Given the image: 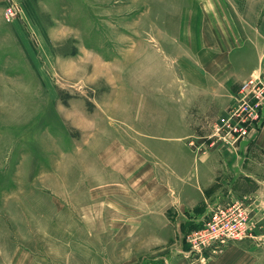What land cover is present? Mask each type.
Returning a JSON list of instances; mask_svg holds the SVG:
<instances>
[{
    "label": "rangeland",
    "instance_id": "obj_1",
    "mask_svg": "<svg viewBox=\"0 0 264 264\" xmlns=\"http://www.w3.org/2000/svg\"><path fill=\"white\" fill-rule=\"evenodd\" d=\"M5 1L0 264H9L15 249L17 264H110L103 263L110 246L118 264H128L129 249L142 251L146 239L107 231L129 223L110 206L108 187L128 179L118 182L128 196L122 206L141 211L143 201L186 179L206 189L197 178L214 182L221 166L205 167L225 161L224 175L235 181L218 178L212 186L249 198L252 236L234 239L241 230L233 227L217 246L203 244L194 254L186 236L198 227L190 228L183 255L201 263L251 240L264 256V185L251 196L254 187L239 181L246 178L240 143L214 131L242 83L261 72L250 85L264 92V0ZM206 38L217 47L202 44Z\"/></svg>",
    "mask_w": 264,
    "mask_h": 264
},
{
    "label": "crops",
    "instance_id": "obj_2",
    "mask_svg": "<svg viewBox=\"0 0 264 264\" xmlns=\"http://www.w3.org/2000/svg\"><path fill=\"white\" fill-rule=\"evenodd\" d=\"M12 1L17 2V0ZM5 5L6 1L0 0V8H3ZM208 41L211 42L208 43ZM203 42L202 44L204 45L208 44V46L213 47L214 45L215 48L217 47L212 42V39L206 38L203 39ZM195 46H197V44H195ZM239 151V156L244 161L242 165L239 161H236V163L239 162L238 166H242L241 169H244L246 178L238 179L239 181L243 180L245 185L247 184L248 191L252 190L253 186L256 191L254 192L253 190L251 196L254 197L256 195L255 197H258L257 193L259 192L257 189L259 186L264 185V125L254 142L250 143L244 141L240 143ZM221 164L222 165L211 163L205 167L210 169L214 168V171H216V169L221 166L222 173L217 171V177L213 178L214 182L218 178H223L222 181H235L234 174L230 173L229 175H224L223 169H228L229 167L227 164L229 163L225 161V163ZM256 172L258 174H256ZM124 180H126L125 183H128V179L125 178ZM124 180L117 179V185L108 187L111 192L109 198L111 199L110 206L113 208L115 207L117 213H119V210L123 211L121 214H125V216L129 218V223L121 224L120 226H118V224L107 225L109 227L107 231L116 233L115 231L117 230H123L127 232L125 236L122 237L125 238V240H135L138 237V240H140L142 236L146 239L145 242H147V238H150L149 240H155L157 243V245L154 243V245L151 246L149 243L146 244L142 240V251L136 252L135 249L134 253V248L129 249L124 259L128 264H185L183 261H186V264H192L189 263L187 257L183 255L187 249V245L184 242L186 232L190 228L194 229L200 226L203 220L207 218L211 206L220 203L222 200L225 201L239 197L232 194L231 191L220 195L217 189L212 186L214 183L213 181H206V178L202 180V177L199 176L196 182L200 185L207 183L209 186H207L206 189H198L193 180L189 181V179H182L185 181L179 182L182 186H180L178 190L177 187L173 186V191H164L154 201L148 200L147 203L143 201V205L141 204V211H136L122 206L123 200L125 199L124 197L128 196L123 190H120L123 186H119L118 182ZM168 180H170V177ZM168 180L165 185L170 187L173 181L171 182ZM256 186L258 187L256 188ZM127 189L129 190V186ZM167 189L170 190V188ZM183 190L189 195L187 198L182 197V193H184ZM183 199H187L188 204L178 205ZM124 202L127 206H131L132 204L128 198H126ZM115 241L117 242L118 238ZM254 242L255 241L246 240L233 243L223 254L209 257L206 261L201 263L196 262L195 264H264V256L261 254V251H258L260 245ZM108 244L111 245V241ZM115 249L116 247L114 246L109 247L108 254L110 260L105 259L103 263L118 264L121 262L117 257L111 255L114 251L116 253ZM153 252L159 253L151 254ZM22 258L24 257L21 256V259ZM17 260L19 259H17V249H15L9 257V264H17Z\"/></svg>",
    "mask_w": 264,
    "mask_h": 264
},
{
    "label": "built area",
    "instance_id": "obj_3",
    "mask_svg": "<svg viewBox=\"0 0 264 264\" xmlns=\"http://www.w3.org/2000/svg\"><path fill=\"white\" fill-rule=\"evenodd\" d=\"M6 15L11 18L15 16V13L9 8ZM259 73L257 78L252 76L251 80L261 79L262 74ZM251 80L241 84L227 116L222 119L221 123L218 121L222 126L214 127L217 133L223 131L228 143L239 144L252 138L254 140L264 125V92L260 91L259 86L250 85L253 84ZM253 133L255 136H252ZM248 202L249 198L236 197L211 206L207 218L186 236L190 252L196 254L203 244L208 247L217 246L215 243L221 238V233H232L233 227H239L241 230L234 239L251 237L254 226L249 214ZM213 251L216 253L218 250L215 248ZM203 260L206 261L207 258Z\"/></svg>",
    "mask_w": 264,
    "mask_h": 264
},
{
    "label": "bare ground",
    "instance_id": "obj_4",
    "mask_svg": "<svg viewBox=\"0 0 264 264\" xmlns=\"http://www.w3.org/2000/svg\"><path fill=\"white\" fill-rule=\"evenodd\" d=\"M255 78H257V77H255Z\"/></svg>",
    "mask_w": 264,
    "mask_h": 264
}]
</instances>
